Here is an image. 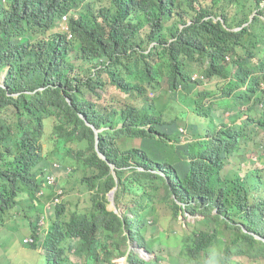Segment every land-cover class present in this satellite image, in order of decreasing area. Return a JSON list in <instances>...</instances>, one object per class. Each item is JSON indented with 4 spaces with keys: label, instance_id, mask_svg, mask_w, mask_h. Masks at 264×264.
<instances>
[{
    "label": "trees",
    "instance_id": "16d2710c",
    "mask_svg": "<svg viewBox=\"0 0 264 264\" xmlns=\"http://www.w3.org/2000/svg\"><path fill=\"white\" fill-rule=\"evenodd\" d=\"M255 12L257 17L246 26ZM66 17L73 39H69V33L58 31ZM263 18L264 0H0V71L9 67L8 82L13 90L20 88L22 92L18 98L0 89V137L10 139L16 147L8 149L4 157L0 154V174H7L15 182L8 188L9 179L1 177L0 192L19 193L18 183L21 190L25 189L29 171H34V188L28 191L48 190L42 175L53 162L52 154L44 160L43 154L32 155L27 146L13 140L17 137L7 114L19 105L18 100L21 105L26 101L51 105L52 117L44 119L45 134L55 135L54 142L65 145L54 159L68 165L72 158L76 169L97 179L65 186L66 202L51 210H47V204L54 193L36 204L25 199L26 208L11 215V226L0 237V244L6 243L12 253L13 259L8 261L41 264L43 252L37 245L52 244L47 238L53 239L62 253L56 258L64 260L60 264H72L71 248L76 247L81 252L77 257L88 264H111L123 253L126 235L122 221L106 216L103 205L87 210L83 202L85 196L96 199L95 203L108 201L106 195L116 181L110 164L97 152L96 131L82 113L98 127L116 128L124 123L123 128L111 130L109 137L127 133L134 125L146 123L150 113L133 100L144 91L154 90L158 96L149 104L160 108L159 115L164 110L172 112V132L185 127L188 138L199 139L191 146L195 154L204 157V176H229L243 161L257 163L256 153L264 145ZM20 35L26 36L23 43L15 40ZM76 45L80 49H75ZM195 72L207 74L211 85L218 82L217 88L221 81H229L227 93L247 81L252 89L243 102L230 104L233 115L224 119L223 105L212 107L217 103L206 95L202 81H182L178 87L183 84V90L176 88L181 77L188 79ZM30 89L35 94L26 92ZM94 92L99 108L93 119L88 105L94 100ZM176 96L185 102L179 103ZM242 106L250 107L253 117L244 124H231L240 118ZM250 130L252 138L246 139ZM41 131L39 124L33 130L35 140L45 139ZM133 133L149 136L148 148L159 153L162 140L156 134L140 129ZM230 162L240 163L223 166ZM235 171L239 177V171ZM237 182L238 178L218 180L216 187L228 188ZM31 205L36 208L29 215L27 208ZM48 211L51 218L44 226L40 221ZM47 230L60 231L55 238ZM18 235L22 240L12 244ZM28 235L35 238L31 245L26 242Z\"/></svg>",
    "mask_w": 264,
    "mask_h": 264
},
{
    "label": "clouds",
    "instance_id": "9594fccd",
    "mask_svg": "<svg viewBox=\"0 0 264 264\" xmlns=\"http://www.w3.org/2000/svg\"><path fill=\"white\" fill-rule=\"evenodd\" d=\"M257 13L255 12L251 22L246 26L254 21ZM67 22L68 18H65V24L58 31L69 33V39H73L74 35L70 32ZM243 30L244 28L237 29L236 32ZM15 40L23 43L26 36L20 35L15 37ZM197 43L199 44L200 41ZM75 49H80V46L76 45ZM227 60L232 61L230 55H227ZM7 69L10 71L9 67L0 71V89L11 92L10 95L19 98L22 94L21 89L13 90L11 83L8 82ZM182 81L187 83L202 81L207 87L206 95L217 103L212 107L219 109V105H223L224 119L233 115L230 104L236 100L243 102L248 95L247 92L252 89L251 83L247 81L244 86L227 93L229 81L223 80L218 87L226 92L222 95L215 87L218 82L211 85L209 76L199 72H195L188 79L181 77V81L176 85L181 91L184 85L178 86ZM38 91L40 90H36ZM26 92L35 94L31 89ZM157 96L156 91L149 90L133 100L134 104L149 109L150 113L146 123L136 124L129 132L120 135L108 136L111 130L123 128L124 123L116 128L98 127L87 115L81 114V117L95 129L97 152L101 159L110 164L116 181L115 186L106 195L108 201L97 200L98 202L95 203L96 199L91 200L89 196L83 199L87 210L103 205L106 216L117 218L118 222L120 219L125 225L123 229L126 240L122 246L123 253L115 257L120 259L128 255L129 264H264V145L256 153L257 163L248 164L243 161L241 166L230 172L229 176L225 173L214 178L204 176L202 174L205 166L204 157L195 154L191 146L199 139L188 138L183 134L187 131L185 127H181L178 133L177 130L175 133L172 132L174 125L170 120L173 116L172 112L164 110L159 115L160 108L156 104H149L154 102ZM97 97L98 94L94 92V100L88 105L91 116L96 108H99ZM176 97L179 103L185 102L180 101V96ZM69 100L72 102L71 99ZM17 102L19 105H15V110L7 114V120L14 128L13 136L17 137L13 140L27 146L32 155L43 154L44 160L47 159L48 153H51L53 162L46 168L47 174L42 175L44 186L48 190L29 192V189L34 188L32 179L34 171H29L30 176L25 189L21 190L18 183L19 193L0 192V237L10 228L11 215L25 207V199L36 204L54 193L47 204V210H51L58 203L62 204L65 201L67 196L65 186L90 183L91 180L97 182L91 173L85 174L81 169H76L77 166H73L75 162L71 163L72 158L68 165L54 159L57 152L64 149L65 145L56 144L55 135L45 134L47 127L44 119L47 117L51 119L53 114L51 105L47 103L39 105L29 101L21 105L20 100ZM262 107L264 110V104ZM249 108L242 106L238 120H250L253 117V111ZM39 124L42 125L41 133L45 139L39 137L35 140L33 130ZM134 129L156 134L162 140L159 153H154L148 148L149 136L134 134ZM252 135L253 130H250L245 138L251 139ZM10 148L16 149L10 139L0 137V154L4 157ZM26 163L29 164L28 161ZM239 163L230 162L223 166L228 168ZM235 170L239 171V177ZM1 177L9 179L8 188L15 185L7 174H0ZM237 178L238 182L228 188L216 187L218 180L235 181ZM123 185L125 187H122ZM71 205L72 203H69V207ZM164 205L172 208L165 209ZM35 208L34 205L27 208L29 215H32ZM50 218L51 212L48 211L40 223L46 226ZM59 231L47 230L48 234H54L55 238ZM46 240L51 241L52 244L43 243L41 264L63 263L64 260L56 259L62 253L55 248L53 239ZM26 242L31 245L35 242V238L28 236ZM127 245L130 247V253L126 249ZM155 247H160V250H156ZM75 249L71 248L72 264L81 262L88 264L84 262L83 257H77L76 254L79 253V256L81 252H75ZM7 252L8 245L3 242L0 244V264H11Z\"/></svg>",
    "mask_w": 264,
    "mask_h": 264
},
{
    "label": "rangeland",
    "instance_id": "374dc122",
    "mask_svg": "<svg viewBox=\"0 0 264 264\" xmlns=\"http://www.w3.org/2000/svg\"><path fill=\"white\" fill-rule=\"evenodd\" d=\"M215 19H217V18H215ZM95 70H97V69H95ZM7 71H9V69H7L6 72H7ZM74 162H76V161H74V160L71 161V163H74ZM103 180H106V177H104ZM92 184H93V182H92ZM93 193H94V191H93ZM42 223H44V221H42ZM28 236H29V235H28ZM21 240H22V236H21V235H18V236L15 237V240H14L13 242H11V243L14 244V245H16V244L20 243ZM38 249H39L41 252L44 251V245H43V243H40V242H39ZM126 249H127V251L130 253V247H128V245L126 246ZM75 252H77V248L75 249ZM4 253H5V252H3V254H4ZM7 254H8V256H9L10 258L13 257V256H12V253L9 252V250H8ZM109 255H110V254H109ZM0 261H1V258H0ZM111 263H112V264H129V257H128V255L125 256V257H123V258H120V259H118L117 257H114L113 260L111 261Z\"/></svg>",
    "mask_w": 264,
    "mask_h": 264
},
{
    "label": "bare ground",
    "instance_id": "6f19581e",
    "mask_svg": "<svg viewBox=\"0 0 264 264\" xmlns=\"http://www.w3.org/2000/svg\"><path fill=\"white\" fill-rule=\"evenodd\" d=\"M66 18H68V17H66ZM262 26H263V25H262ZM263 27H264V26H263ZM195 65H197V64H195ZM193 68H194V66H193ZM216 81H217V80H216ZM191 84H192V83H191ZM191 84H190V85H191ZM198 86H199V85H198ZM186 87H187V86H186ZM197 91H198V90H197ZM199 92H200V91H199ZM157 93H158V92H157ZM198 94H199V93H198ZM153 103H154V102H153ZM153 105H154V104H153ZM246 121H247V120L244 119V120H237V121H234V122H232V123H233V124H240V123H243V124H244ZM193 129H194V128H193ZM182 133H183V132H182ZM184 134H185V133H184ZM60 140H61V139H60ZM56 141H57V140H56ZM58 144H59V143H58ZM68 151H69V150H68ZM68 151H67V152H68ZM9 153H10V152H9ZM68 153H69V152H68ZM68 153H67V154H68ZM40 158H41V157H40ZM26 167H27V166H26ZM28 168H30V166H29ZM37 173H38V172H37ZM38 181H39V180H38ZM81 185H82V184H81ZM81 185H80V186H81ZM77 187H78V186H77ZM71 194H72V193H71ZM73 194H74V193H73ZM77 196H78V195H77ZM49 197H50V196H49ZM52 197H53V196H52ZM49 200H50V199H49ZM65 202H66V201H65ZM50 204H51V203H50ZM2 240H3V239H2ZM2 242H3V241H2ZM23 244H24V243H23ZM37 246H39V245H37ZM37 246H36V247H37ZM27 247H28V246H27ZM155 249H156V250H160V247H155ZM6 263H7V262H6Z\"/></svg>",
    "mask_w": 264,
    "mask_h": 264
}]
</instances>
